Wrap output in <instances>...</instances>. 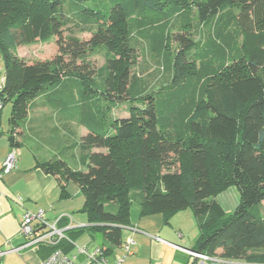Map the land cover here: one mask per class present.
<instances>
[{"label":"trees","instance_id":"1","mask_svg":"<svg viewBox=\"0 0 264 264\" xmlns=\"http://www.w3.org/2000/svg\"><path fill=\"white\" fill-rule=\"evenodd\" d=\"M191 10L194 25H182V11ZM70 16L91 26L88 38L64 36ZM150 20L164 23L175 45L166 49L170 71L158 56L150 58L153 76L159 74L170 93L189 86L196 66L215 68L191 106L169 95L159 107L150 90L153 76L130 74ZM231 34L240 42L238 53ZM142 39L145 56L150 40ZM51 40L55 53L49 58L27 63L14 53L18 45ZM0 53L6 67L0 101L11 105L10 150L18 151L23 126L34 125L27 115L37 108L57 124L87 129L54 159L35 154L36 167L56 180L60 199L69 198L72 183L84 200L80 213L88 226L66 230L68 241L98 232L109 256L124 242L133 204L141 216L161 214L166 222L190 210L199 231L192 252L264 264V0H0ZM99 55L104 64L94 70L88 59ZM130 100L141 106L107 126L110 105ZM75 149L81 153L76 159ZM101 149L105 153L94 152ZM232 187L238 204L226 217L213 199ZM56 248L66 255L73 250L65 240Z\"/></svg>","mask_w":264,"mask_h":264},{"label":"crops","instance_id":"2","mask_svg":"<svg viewBox=\"0 0 264 264\" xmlns=\"http://www.w3.org/2000/svg\"><path fill=\"white\" fill-rule=\"evenodd\" d=\"M82 127L84 134H80V138L87 134V129ZM8 132L9 126L7 131L3 132L0 122V169L10 152ZM20 133L22 141L17 151L16 167L0 176V264H40L47 257L46 249L25 247L26 240L20 234V223L25 212L35 213L42 210L47 222L52 224L62 216H69L71 222L63 218L64 220L57 225L66 230L88 226V224L85 225L86 218L78 219L79 216L75 214L80 213L84 202L78 187L72 183L67 184L66 192L69 198L60 199V190L56 180L36 167L38 159L35 154L38 153L33 140L25 134L24 127ZM94 152L105 153V150H94ZM73 154L76 158L75 152ZM71 165L75 167L74 161H71ZM224 193L220 194L224 195L221 200L222 208L231 209L236 204L235 194L233 192ZM132 206L129 223L123 228L122 240L131 239L133 244L121 264H209L211 262L193 259L186 252L194 247L199 234L190 210L177 212L166 222L161 214L141 216L138 205V210L131 212ZM262 206L264 212L263 203ZM82 236L84 237L85 233ZM93 238L91 236L86 241L82 240L81 246L107 247L100 241V237L97 238L99 245H95ZM74 254L73 250L68 249L69 256H74ZM122 255L121 247L114 249L108 256V262L113 264L116 258ZM78 259L82 260L80 257ZM212 263L241 264L218 259H212Z\"/></svg>","mask_w":264,"mask_h":264},{"label":"rangeland","instance_id":"3","mask_svg":"<svg viewBox=\"0 0 264 264\" xmlns=\"http://www.w3.org/2000/svg\"><path fill=\"white\" fill-rule=\"evenodd\" d=\"M102 3V7H109L107 4ZM194 10L191 11H182L180 21L182 25L187 26L186 24L189 22H192V25L195 23V15ZM150 25L148 29L141 31V37L147 38L150 40V54H147L143 56L141 54L142 50H145L147 47L146 41L144 39H140L135 47L133 56L136 57L135 64L130 68V74L135 77H143L149 80L150 76H153L156 71V65L152 61L151 56L156 58V56L159 57L160 62L164 68H168V71H170V64H171V58L168 55V51L166 50L167 47L171 44L168 41L167 35L165 34V28L164 23L159 24L153 23L152 20H150ZM157 24V25H154ZM89 28L91 26H84L81 24V22L78 19H75L70 16L69 19H67V23L65 24V30H64V36L67 37L68 35H72L77 38H88L90 36ZM195 28V27H194ZM192 29L194 39L196 41L200 40L199 33ZM195 31V33H194ZM229 41L235 46V52L238 53L240 48V42L238 38H236L235 34L230 35ZM24 39L29 40V36L27 32H24ZM172 48H174V43L171 44ZM170 49V47H169ZM14 53L19 58H22L25 62L30 63L37 59H46L54 55L55 53V45L54 41L51 40L48 43H32L30 45H18L14 49ZM236 53V54H237ZM217 56V55H216ZM125 58L127 55L124 56ZM216 58V57H215ZM158 59V58H157ZM214 60H210V62H213ZM88 62L91 63L94 67V70H98V68H101L104 64V58L99 56H93L92 58L88 59ZM230 62L229 58H226V62L224 64H228ZM197 64V63H196ZM196 71H192V76L189 75L187 78L186 83L189 84L187 87H179L175 93H170L172 89L168 87V84L159 81H162L159 74L156 76L150 77L149 84H151V93L154 95V101L155 103L160 107L162 106L167 100V96H171V98H178L180 97L183 104L189 106L193 105V103L201 97L202 94V86L204 85V81L213 76L215 68H209L208 69H201L196 66ZM159 80V81H158ZM167 89V90H166ZM169 89V91H168ZM179 98V99H180ZM142 102V101H141ZM141 103L139 100H130L123 103H113L110 105L109 111L107 112L108 120H107V126H110L111 123L114 121L120 119V118H127L129 117V108L130 107H140ZM11 111V105L7 103L2 110L0 111V122H1V128L3 129V132H6L8 129L7 120L9 118ZM26 121H33L32 124L34 125H28L25 124L24 132L25 134H28L30 138L33 140L35 149L37 153L41 154V157L43 159L46 158H52L54 159L57 156V152L65 146H68L71 143H74L75 141H79V135L84 132V128L79 125H60L57 124V122L52 119V115L48 110L37 108L33 111H30V113L27 115ZM84 134V133H83ZM19 141H22L19 138ZM75 155L77 158L80 157L81 153L78 149H75ZM64 156V155H63ZM76 159V158H75ZM74 165L78 166V163L74 160ZM224 194H229V192H233L235 194V200L236 204L233 205V207L230 208H222L221 200L224 195H218L216 198L213 199L216 206L220 207L222 212L225 214L226 217L231 215L237 204H238V193L237 190L232 187L230 189H227ZM138 210L137 205L132 206V211ZM77 216H79L78 219L84 218L85 215L81 213H75ZM87 222L85 223V225ZM86 230V229H85ZM90 235V236H89ZM93 238V242L95 245H99V242L97 238H99L98 232L89 230L85 231V236H80L76 241L79 245L82 244V240L86 241L88 238ZM80 261V260H79ZM78 261V263H79ZM77 263V264H78ZM209 264H213L212 261L209 262Z\"/></svg>","mask_w":264,"mask_h":264},{"label":"built area","instance_id":"4","mask_svg":"<svg viewBox=\"0 0 264 264\" xmlns=\"http://www.w3.org/2000/svg\"><path fill=\"white\" fill-rule=\"evenodd\" d=\"M4 83V70L3 60L0 53V91ZM3 108V104L0 101V111ZM17 163V151L10 150L4 161L2 168L0 169V176L4 173H8L15 169ZM62 216L61 218H63ZM59 218L55 223H48L45 219V214L42 210H38L35 213L25 212L22 215L20 223V234L25 238V247L37 248L43 247L52 249L47 257L40 262V264H77L79 257L82 259L78 264H110L108 262V256H106L105 248L81 246L77 242L68 241L65 236L66 228L58 227ZM71 222L69 216H65ZM67 241L72 246L74 256L64 254L56 246L61 241ZM133 244L131 239H126L120 246L123 252L122 256L116 258L113 264H121L124 258L129 254V248ZM193 259H198L203 262L212 261L206 256L194 253L192 251H186Z\"/></svg>","mask_w":264,"mask_h":264},{"label":"water","instance_id":"5","mask_svg":"<svg viewBox=\"0 0 264 264\" xmlns=\"http://www.w3.org/2000/svg\"><path fill=\"white\" fill-rule=\"evenodd\" d=\"M5 74H6V67L4 66V76H5Z\"/></svg>","mask_w":264,"mask_h":264}]
</instances>
